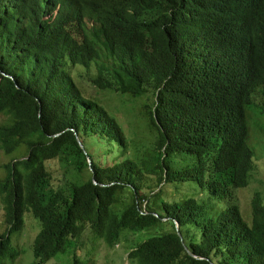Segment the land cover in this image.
Listing matches in <instances>:
<instances>
[{
  "label": "trees",
  "instance_id": "1",
  "mask_svg": "<svg viewBox=\"0 0 264 264\" xmlns=\"http://www.w3.org/2000/svg\"><path fill=\"white\" fill-rule=\"evenodd\" d=\"M85 83L147 97L150 147L132 154ZM253 106L264 114V0H0V151L27 153L0 180V264L23 254L27 213L40 223L32 264L70 250L93 264L78 256L84 237L115 249L161 229L129 264H264V200L247 220L239 196L255 169ZM58 163L76 177L58 180ZM190 182L201 200L167 198Z\"/></svg>",
  "mask_w": 264,
  "mask_h": 264
},
{
  "label": "rangeland",
  "instance_id": "2",
  "mask_svg": "<svg viewBox=\"0 0 264 264\" xmlns=\"http://www.w3.org/2000/svg\"><path fill=\"white\" fill-rule=\"evenodd\" d=\"M91 25V24H90ZM85 85L89 88L90 94H96L99 100L104 103L109 110L115 115L119 122L122 124L125 133L130 142V151L133 154L135 151H144V149L149 148L154 141V135L147 127V110L146 103L150 102L147 97L134 98L130 95H122L120 93L110 91L94 89L87 83ZM6 117L0 115V123L4 122ZM247 123L250 130V141L249 145L251 148L255 149L256 159H255V169L252 172L250 178V185L247 188L240 190V199L242 203L243 212L245 218L250 220V205L255 193L261 195L264 200V114L261 109L255 106L247 108ZM21 154V155H20ZM26 151L17 152L14 155H7L0 151V180L5 179L7 176V171L4 168L5 165L12 162L15 158L26 156ZM59 163L54 168L55 176L58 179L63 178V174H67L70 179L73 180L74 175L71 170H68L66 165L63 169ZM67 171V172H66ZM75 176V175H74ZM89 171L86 169L83 177L80 178L81 182H84L86 177H89ZM76 177V176H75ZM58 179V180H59ZM144 184L147 192H149V183ZM153 186L156 182H151ZM62 184V181L60 182ZM198 183L190 182L179 187V190L175 185H170L165 188V193L167 198L179 199L182 197H195L198 201L201 200L203 196ZM203 198V197H202ZM27 225L24 230L18 233L14 237V245L22 251V255L17 261L9 259L6 264H32L35 261V254L33 248L31 247L37 235L40 232V223L32 213L26 214ZM8 225L5 221V209L3 205L2 198L0 196V235L7 231ZM164 229L150 230L143 235H133L127 233L123 242L115 249H109L105 244L98 243L97 245L91 246L92 242L95 241L92 234L84 237L83 239V250L78 251V256H83L85 261L93 264H129L127 260V250L138 241L143 240L148 235L161 233ZM76 246V245H75ZM74 250H70L67 255H61L52 262L47 264H72Z\"/></svg>",
  "mask_w": 264,
  "mask_h": 264
},
{
  "label": "water",
  "instance_id": "3",
  "mask_svg": "<svg viewBox=\"0 0 264 264\" xmlns=\"http://www.w3.org/2000/svg\"><path fill=\"white\" fill-rule=\"evenodd\" d=\"M83 148H84V145H83ZM91 166H92V162H91ZM97 183V182H96ZM176 230H177V228H176ZM179 235V234H178ZM180 236V235H179Z\"/></svg>",
  "mask_w": 264,
  "mask_h": 264
}]
</instances>
